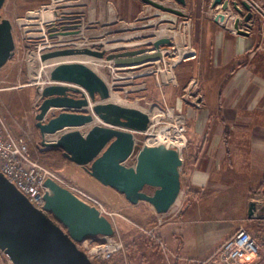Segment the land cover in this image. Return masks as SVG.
Returning <instances> with one entry per match:
<instances>
[{"label": "water", "instance_id": "obj_1", "mask_svg": "<svg viewBox=\"0 0 264 264\" xmlns=\"http://www.w3.org/2000/svg\"><path fill=\"white\" fill-rule=\"evenodd\" d=\"M143 1L180 16L186 15L182 7L186 0H171L174 6L156 0ZM4 3L5 0H0V9ZM219 4L223 10H228L223 0L212 2V6ZM242 5L249 10L245 15V21H249L251 4L242 1ZM233 7L241 11L237 1L233 2ZM235 31L241 35L249 34L237 24ZM172 44L171 37L163 36L152 46L124 48L120 45L111 52L106 48L89 47L58 49L44 53L42 59L87 54L107 60H141L167 50ZM14 55L12 23L3 18L0 20V68ZM50 78L72 85L53 83L38 89L42 102L35 119L42 144L46 148H61L68 160L82 166L103 185L122 193L130 203L147 202L157 213L168 212L182 190L183 156L176 148L165 144H137L136 133L147 129L149 114L138 107L111 101L107 81L84 63L62 62L51 70ZM79 93L82 96H78ZM90 99L96 103L92 107L94 113L87 109ZM51 107L62 110L48 116ZM94 115L102 124H94L86 132L77 128L93 122ZM59 131L63 133H59L57 140L48 139L49 135ZM45 186L44 209L47 213L36 208L0 173V250L14 264H94L78 248L77 242L94 236H112L115 232L112 222L97 207L80 199L56 180L47 178ZM149 188L151 192H147ZM256 210L257 203L252 201L250 218Z\"/></svg>", "mask_w": 264, "mask_h": 264}, {"label": "crops", "instance_id": "obj_2", "mask_svg": "<svg viewBox=\"0 0 264 264\" xmlns=\"http://www.w3.org/2000/svg\"><path fill=\"white\" fill-rule=\"evenodd\" d=\"M186 1V7L183 8L186 15H200L205 9L211 12L209 7L213 0ZM251 1L264 5V0ZM82 2L86 11L89 10L90 21L104 20V14H97L104 11L112 12V22L119 14L131 10L134 11L132 16L136 18L140 4L147 11L151 6V12L160 21L180 17L143 0H131L133 4L128 8L127 5L121 6L119 0ZM244 11H248L246 7ZM256 14L264 16V11H252L253 17L256 18ZM152 21L156 22L157 19ZM260 22L258 24L256 20L248 35L230 32L231 22L226 20L218 24L216 21L201 19L193 24L190 33V43L194 47L192 60L184 61L181 65L187 66L191 62L197 65L203 81L201 93L204 106H187L178 94L171 100V106L184 116L188 124L190 143L185 152L181 179L182 184L188 186L190 194L178 220L159 231V240L163 241L166 249L158 248L166 254L167 264H208L211 254L233 235L240 222L251 220L249 207L252 202V182L257 184L264 173V48L261 46L264 22ZM164 27L167 26H162L163 30ZM175 37L178 42V35ZM57 109L62 108L51 107L49 112ZM225 124L230 125L233 131L225 133ZM207 125H212V130L207 131ZM34 126L41 137L36 119ZM48 139L53 140L51 136ZM229 140L232 142L228 145L226 141ZM124 199L130 203L125 196ZM155 214L158 213L151 205V215ZM258 221V227L255 224L250 229L260 240L262 236L258 230L261 229L263 219ZM260 256L248 260L246 264H264ZM6 262L8 264V258L0 251V264Z\"/></svg>", "mask_w": 264, "mask_h": 264}, {"label": "rangeland", "instance_id": "obj_3", "mask_svg": "<svg viewBox=\"0 0 264 264\" xmlns=\"http://www.w3.org/2000/svg\"><path fill=\"white\" fill-rule=\"evenodd\" d=\"M69 1L71 5H65L64 2V9L71 11L72 9L79 8L80 11L85 13V20L88 26L86 41L93 43L92 46L98 48H105V44H107L111 46V48L108 49L109 52L116 50L120 45H125L124 48H127L136 42L151 40L155 38L156 35L162 34V26H167L165 27V30L167 31H175V35L177 34L180 39L178 44L187 37L190 42L192 38V34L190 33H192L193 24L197 23L198 20L201 21V19L216 21L215 14L220 9H215L214 12L210 13H207L208 11H205V9L203 11L204 13H200V15L198 13H188V19H185V16H177L176 20L166 19L160 21L158 17L155 18V14L151 12V6H149V8L146 7L149 9L147 11L146 9H143L145 6L140 4L138 7L140 12L137 13L136 18L132 16L131 13L134 11L131 10V12L128 11L129 13L119 14L118 18L115 17L116 20L114 19L112 22L110 19L112 12L108 13L107 11H104L103 13H97L99 16L100 14H104V20L99 21V19H96V21H90L91 17L89 15V10L86 11L83 2L80 4L81 6H76L78 4L72 3L73 0H68V2ZM125 1L127 4H125ZM239 1L242 5V1L244 0ZM119 3L121 6L127 5V8L129 5L133 4H131V0H119ZM134 5L136 6L138 4L134 3ZM50 7V0H7L4 7L0 10V19L9 18L11 20L15 35L14 23L18 17H21L26 13H36V10H43L45 15L48 16ZM182 7L185 8L186 6L183 5ZM230 8L235 9L233 4ZM248 11H244L245 14ZM250 11L252 12V8ZM254 12L258 13V11ZM114 15L116 16V13ZM260 15L261 16L256 14V18L253 16L251 17L250 20L253 25L256 24V20H258V24L261 23L260 21H262L263 24L264 16H262V14ZM152 19H157V21L153 22ZM225 19L226 21H231L230 18ZM168 25L171 27H168ZM187 26L189 27V34L187 33ZM262 30L264 31V27ZM182 33L184 35H182ZM164 36H166V34ZM261 46L264 48V35L262 37ZM170 49L172 48H168L150 58H144L141 60H116L110 63H105L85 57L86 60L83 62L87 63L98 72L107 83L112 84L111 91L122 97L121 101H119L120 103L135 106L147 112L152 118L153 125L158 127L160 124L155 121L160 119V117L168 110L172 109L174 114H181L171 106V100L176 94L179 95V98L185 103V105H192L194 108H202L204 106V98L201 93L203 81L197 70V65L195 66V63L193 64V62L187 66L186 64L181 65L184 61L189 59L176 61L177 58H172L171 55L174 52L169 54L171 51ZM26 58V51L19 48L15 56L0 68V88H6L5 90L0 91L1 109L13 132L16 135L23 136L27 139L34 159L49 169L69 187L79 188L90 197L99 201L106 212H108L109 215H103L108 217L112 222L115 229L112 236L116 237L115 239L120 247L113 259L106 264H167L166 254L163 253L164 249L160 246V243H163V241L159 240V231L165 225L177 221L181 216L190 194L188 186L182 184L181 196L185 200L180 199L183 204L177 214H173L172 216H169L170 214H168L164 217L162 213H158L153 216L151 215V205L149 203L140 202L139 205L128 204L122 194H119V192L112 188L104 187L83 167L70 162L66 158L63 150L62 152L57 153L53 151V148H46L42 144V137L39 136L38 131L34 126L35 115L38 113L39 106L42 102L38 89L44 87L43 83L45 80L46 68H42L38 63L34 62L35 58L31 59V61ZM190 59L192 60V58ZM41 68L43 69L41 76H34L32 71L35 70V72H38ZM192 81L196 82V93L202 95L200 105H197L193 99H187L184 97L187 93L186 88L190 86ZM54 115L55 111H48V116ZM168 115L171 116L170 114ZM12 123H14L15 127L11 126ZM186 127L188 140L186 146L180 151L183 156V162L186 157V149L190 143L187 123ZM206 129L207 131L212 130V125H207ZM223 131L225 133H230L233 131V128L230 127V125L225 124L223 125ZM149 135L150 134H145L143 132H137V144L142 145L144 141L150 139ZM226 142H228L227 144L229 145L232 141L229 140ZM231 155H233L232 152ZM259 180L257 181V184L254 181L252 182L253 190L251 192V200L257 203V208L261 206L257 211L258 217L251 218V220L241 221L238 228L243 226L252 233L260 246V259H264V173L261 180ZM151 191V188L147 189V192ZM88 201L94 203L91 200ZM258 219H263L261 229L258 230L260 236H262L261 239L259 238L260 240L256 238V234L254 235L252 232L253 230L250 229V226L255 224L256 227H258L257 224L260 223ZM237 229L235 231H237ZM86 239L91 240L90 243H86L85 246L87 248L84 245H80L81 248H79L82 251L85 250V253L89 251L91 247H98L106 241L103 236H94ZM159 246L163 250L158 248ZM88 253L89 252L86 253L87 256ZM88 257L90 259V256ZM208 260L210 262H208ZM208 260V264H214L210 257Z\"/></svg>", "mask_w": 264, "mask_h": 264}, {"label": "built area", "instance_id": "obj_4", "mask_svg": "<svg viewBox=\"0 0 264 264\" xmlns=\"http://www.w3.org/2000/svg\"><path fill=\"white\" fill-rule=\"evenodd\" d=\"M156 1L166 5H169L168 3L172 4L171 0ZM234 1H237L239 6L243 7L241 6L239 0H224V2L228 5V10H223L222 5L212 6V4L211 7H209V10L214 12L215 9L220 8L215 14L216 22L219 24H222V22L226 20L225 18L231 19V26L229 27L230 32L236 33L235 24L238 25L239 29L250 32V30L253 28L252 21H245V15L247 13L245 14L244 9L238 11L237 9L230 8ZM244 1H247L251 4L252 11H264V5H259L251 0ZM50 2L51 7L49 9L48 16L45 15L43 10H36V13H26L25 15L16 19V22L14 23L17 43L16 53L19 48L23 51H26V59L31 61V59L35 58L34 62L41 66L40 59L42 58V55L53 50L80 47V45L82 47H89L92 49H104L94 47L92 46L93 43L86 41L88 26L86 24L84 12L80 11L79 8L72 9L71 11L64 9L63 7L65 5L70 4V1L68 2V0H50ZM72 3L78 4L76 6H81L80 4H82V0H73ZM185 19H188V15H185ZM167 32L170 33L166 34V36H170L173 39V44L169 47L172 48L170 49L171 51L169 54L172 52H178L176 54H171L172 58H177L180 61L190 59L192 57V53L194 52V47L192 44L188 40L186 41L184 38L185 40H182V42L180 41V45L177 42V37H174L175 31L168 30ZM164 35L165 34H158L151 40H143L141 42L139 41L127 48L143 45L151 46L156 39ZM182 35L184 34L182 33ZM49 70L50 68L48 69V73L45 75V80L43 83L44 86L56 83L51 80ZM194 82L195 81H192L190 86L186 88L187 93L184 95V97L187 99H193L197 105H200V102L202 101V95L196 93L197 85L196 82ZM108 85L110 89H112V84L108 83ZM4 89L6 88H0V91ZM171 111L172 109L168 110L163 116L160 117V119H157L155 122H158V124L164 128V132L166 131L167 135L169 136L168 138H164L165 144L174 148L178 146L177 149L181 151L182 148L186 146L188 140L186 135V121L183 115L174 114L173 111L172 115L169 116L168 114ZM152 123L153 121L151 119L149 126H151ZM145 144L147 145L146 141L142 143V145ZM0 173H2L19 191L25 194L35 207L41 210L44 208V193L47 190L45 181L47 178H53L57 180L62 186L68 188L70 191L76 194L80 199L84 200L90 205L96 206L102 214L109 215L99 201L90 197L87 193L80 190L79 188L71 186L69 187L49 169L34 159L33 155L31 154L27 139L23 136H17L10 128L1 109V99ZM180 199L184 198L181 196L179 200L173 205V207L168 212L162 213V215L165 217L168 214H170L169 216L177 214L183 204ZM88 200H91L94 203H91ZM260 207L258 208L260 209ZM258 208L257 211L259 210ZM257 211L251 218L258 217ZM103 238L106 240L104 244H101L98 247H91V249L87 251L89 252L88 256H90V259L94 264H106L107 262L111 261L120 247L117 240L115 239V236H103ZM90 241L91 240L86 239L82 242H77V246L78 248H81L80 245L85 246L86 243H90ZM160 246L164 250L166 249L164 243L161 242ZM259 254L260 246L258 245L255 237L247 228L241 226L237 229V231H235L233 235L227 238L215 250L214 253H212L210 258L214 264H246L248 260L258 257ZM208 262L210 261L208 260ZM8 264L13 263L9 260Z\"/></svg>", "mask_w": 264, "mask_h": 264}, {"label": "bare ground", "instance_id": "obj_5", "mask_svg": "<svg viewBox=\"0 0 264 264\" xmlns=\"http://www.w3.org/2000/svg\"><path fill=\"white\" fill-rule=\"evenodd\" d=\"M6 1L7 0H5V3H6ZM5 3H4V5H5ZM4 5H3V7H4ZM242 6V5H241ZM2 7V8H3ZM1 8V9H2ZM245 8V7H244ZM243 7H240V9L241 10H243L244 9ZM0 9V10H1ZM3 19V18H2ZM9 19V18H8ZM1 20V19H0ZM10 20V19H9ZM11 21V20H10ZM12 23V22H11ZM168 27H171L170 25L168 26ZM165 28V27H164ZM186 29H187V33L189 34V27L187 26L186 27ZM12 31H13V23H12ZM162 34H167V33H170V32H167V30H163V32H161ZM13 35H14V31H13ZM189 36V35H188ZM130 37V36H129ZM163 37V36H162ZM188 38V37H187ZM186 38V41L188 40ZM14 39H15V35H14ZM189 41V40H188ZM16 47H17V43H16V40H15V54H16ZM70 48H85V47H82L81 45H80V47H70ZM105 48L106 49H110L111 48V46H109V45H107V44H105ZM63 49H67V48H63ZM102 50V49H101ZM54 51V50H53ZM178 53V52H177ZM15 56V55H14ZM13 56V57H14ZM85 57H89V58H92V59H95V60H97V61H99V62H105V63H110V62H113V61H116V60H107L106 58H103V59H100V58H98V57H95V56H91V55H87V54H76V55H69V56H63V57H55V58H50V59H46V60H43L42 58L40 59L41 60V67L42 68H46V72H45V75L48 73V69L50 68V70H49V73H51V70L55 67V66H57V65H59L60 63H62V62H81V63H84V64H86V65H88L87 63H85V62H83V61H85L86 60V58ZM11 60V59H10ZM9 60V61H10ZM8 61V62H9ZM7 62V63H8ZM6 63V64H7ZM51 65V66H50ZM89 66V65H88ZM91 67V66H90ZM40 69L38 72H35V70H33L32 71V73H33V75L34 76H36V77H40L41 76V73H42V70L43 69ZM92 68V67H91ZM98 73V72H97ZM99 74V73H98ZM56 83H59L60 85H69L70 83H66V82H56ZM75 86V85H74ZM110 88V87H109ZM80 89H81V91H82V93L86 96V97H88V98H90L89 97V94H88V92L84 89V88H82V87H80ZM5 90V89H4ZM2 91V90H1ZM78 96H82V94L81 93H79L78 94ZM121 95H117V94H115L113 91H111V89H110V100L111 101H113V102H117V103H120L119 101H121ZM0 99H1V96H0ZM99 100V98L97 97V100L96 101H98ZM90 102V104H89V106L87 107V109H88V111L89 112H92V113H94L93 112V110H92V107H93V105H95L96 103H94V101H92L91 99L89 100ZM120 104H122V103H120ZM123 105H125V104H123ZM59 109H57L56 111H58ZM60 110H62V109H60ZM56 111H55V113H56ZM170 115H172V111L169 113ZM94 117V120H93V122H91V123H89V124H86V125H83V126H80V127H77L78 129H80L82 132H86L92 125H94V124H102V122H101V120L96 116V115H94L93 116ZM151 117H150V121H149V124H148V127H147V129L143 132V133H145V134H150L149 135V138L150 139H147L146 140V142H147V145H158V144H165V140H164V138H168L169 136L167 135V133H166V131L164 132V128L161 126V125H159L158 127H155L154 125H153V123H152V125L151 126H149L150 125V123H151ZM9 124V123H8ZM10 126V125H9ZM84 127H86L85 129H84ZM11 128V127H10ZM65 130H69L68 128H66ZM13 131V130H12ZM64 131V130H63ZM63 131H62V133H63ZM59 133H60V135L62 134L61 133V131H59V132H57L56 134H54V135H51L52 136V138H53V140H57V138L60 136L59 135ZM18 136V135H17ZM156 137V138H155ZM52 140V141H53ZM168 140H171V139H168ZM151 142H152V144H151ZM157 143V144H156ZM174 144V143H173ZM165 145H167V144H165ZM167 146H170V145H167ZM181 146V145H180ZM171 147V146H170ZM56 148V147H55ZM178 148V146H176V149ZM178 151H179V149H177ZM180 150H181V148H180ZM180 152V151H179ZM181 153V152H180ZM130 164H132L133 163V161H130L129 162ZM79 166V165H78ZM82 167V166H81ZM94 178V177H93ZM53 179V178H52ZM55 180V179H54ZM97 180V179H96ZM57 181V180H56ZM98 181V180H97ZM58 182V181H57ZM59 183V182H58ZM60 184V183H59ZM112 188V187H111ZM21 192V191H20ZM72 192V191H71ZM181 194V193H180ZM180 194H179V197L176 199V201L174 202V204L179 200V198L181 197L180 196ZM25 195V194H24ZM76 195V194H75ZM26 196V195H25ZM77 196V195H76ZM27 197V196H26ZM28 198V197H27ZM29 200V199H28ZM173 204V205H174ZM45 205V204H44ZM173 205L171 206V208L173 207ZM37 208V207H36ZM170 208V209H171ZM39 209V208H38ZM169 209V210H170ZM41 210V209H40ZM42 211H44L45 213H47V211L43 208V210ZM257 211V210H256ZM256 211H255V213H256ZM254 213V214H255ZM5 255V254H4ZM7 257V256H6ZM8 258V257H7ZM10 260V259H9ZM8 260V261H9ZM11 261V260H10ZM12 262V261H11Z\"/></svg>", "mask_w": 264, "mask_h": 264}, {"label": "trees", "instance_id": "obj_6", "mask_svg": "<svg viewBox=\"0 0 264 264\" xmlns=\"http://www.w3.org/2000/svg\"><path fill=\"white\" fill-rule=\"evenodd\" d=\"M53 151L59 153V152H62V149L59 148V147L58 148H53Z\"/></svg>", "mask_w": 264, "mask_h": 264}, {"label": "flooded vegetation", "instance_id": "obj_7", "mask_svg": "<svg viewBox=\"0 0 264 264\" xmlns=\"http://www.w3.org/2000/svg\"><path fill=\"white\" fill-rule=\"evenodd\" d=\"M152 45H153V44H152ZM152 45H151V46H152Z\"/></svg>", "mask_w": 264, "mask_h": 264}]
</instances>
